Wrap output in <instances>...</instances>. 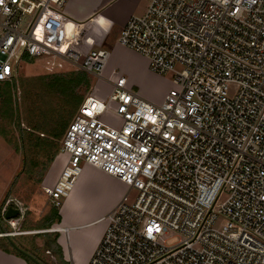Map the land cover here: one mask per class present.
Here are the masks:
<instances>
[{
    "label": "built area",
    "instance_id": "built-area-1",
    "mask_svg": "<svg viewBox=\"0 0 264 264\" xmlns=\"http://www.w3.org/2000/svg\"><path fill=\"white\" fill-rule=\"evenodd\" d=\"M67 2L0 0V83H11L18 59L42 56L102 78L110 54L72 46ZM117 44L151 72L173 73V88L151 103L119 77L105 99L86 96L67 126V160L43 187L53 207L83 166L126 188L87 264H264V0H151ZM167 232L176 244L164 243Z\"/></svg>",
    "mask_w": 264,
    "mask_h": 264
},
{
    "label": "rangeland",
    "instance_id": "rangeland-1",
    "mask_svg": "<svg viewBox=\"0 0 264 264\" xmlns=\"http://www.w3.org/2000/svg\"><path fill=\"white\" fill-rule=\"evenodd\" d=\"M117 36L118 34L111 33L106 39L104 48L110 56L102 78H95L59 57H24L14 64V78L9 83L6 100L9 107L6 117L0 116V136L15 154L11 161L14 170L9 167L13 175L6 188L3 190L0 186V212L9 201V205H12L10 208L17 209L19 214L17 218L11 219L15 223L13 227L5 222V215H0V234L16 233L17 235H10L7 239L40 264H62L55 255L52 244L58 233L49 231L57 228L58 224L47 229L43 226L53 207L44 195L43 187L55 182L58 174L50 167L54 159L61 164L59 157L62 154L58 151L50 163L46 150L39 145L48 140L59 148L65 130L76 116L82 100L88 95L105 99L111 88L110 83L119 77L125 78L127 86L148 102L159 99L162 93L173 88V73L158 75L151 72L145 58L117 44ZM174 70L178 71L180 68L175 67ZM63 121L66 124L62 131L64 133L56 140L50 138V131L58 132V124ZM102 121L113 126L119 123L109 113L102 117ZM87 167L92 168L83 166V172ZM10 171L2 170L1 175L4 177L0 184L5 183ZM107 185L105 183V187ZM125 190L126 188L123 191ZM73 192L72 189L69 195ZM94 193L93 186L91 189L85 187L84 200H94L95 197H91ZM133 197L132 191L129 199ZM224 200L225 195L220 198V202ZM63 201L61 199L60 204ZM58 207L55 208L58 210ZM4 238L6 237L0 238L2 246L11 250ZM178 239L177 235L167 232L163 241L172 246Z\"/></svg>",
    "mask_w": 264,
    "mask_h": 264
},
{
    "label": "crops",
    "instance_id": "crops-1",
    "mask_svg": "<svg viewBox=\"0 0 264 264\" xmlns=\"http://www.w3.org/2000/svg\"><path fill=\"white\" fill-rule=\"evenodd\" d=\"M149 3L150 0H68L63 10L67 23L66 37L68 40L73 37L72 46L75 48L105 49L107 37L111 33L118 34L128 18L143 15ZM167 92L168 90L159 99L150 102L160 103ZM11 150L0 136L1 181L4 177L1 175L2 170L10 171V166L14 170L11 161L15 154ZM59 158L61 164L54 159L50 167L55 174L60 173L67 160L63 155ZM82 173L74 183L72 195H68L58 207L60 222L57 226L63 228V232L55 236L56 244L62 252L63 261L68 264L88 263L106 230V216L125 192L124 184L94 168L87 167ZM12 175L10 171L5 183L0 184L3 190L10 183ZM105 183H108L106 187ZM92 186L95 193L91 197L95 199L86 202L85 187L91 189ZM0 245L3 244L0 242ZM0 264L28 263L11 251L5 252L0 248Z\"/></svg>",
    "mask_w": 264,
    "mask_h": 264
},
{
    "label": "trees",
    "instance_id": "trees-1",
    "mask_svg": "<svg viewBox=\"0 0 264 264\" xmlns=\"http://www.w3.org/2000/svg\"><path fill=\"white\" fill-rule=\"evenodd\" d=\"M8 88H9V83H1L0 84V116H2V118L6 117L5 114L7 113V110H8V107H9V105L6 104ZM65 125H66L65 121L59 123L58 124L59 131L56 132V133L53 132V131H50L49 137L50 138H54L55 140L58 139L64 133L62 131H64ZM20 139H21V142L23 143V136H21ZM39 146H42V148L46 150V152H47L46 153L47 160L49 159V162L51 163L53 158H54V156L59 151V148L57 147V145H55L53 143H50L47 140L46 142H44V144H41ZM59 222H60V217L58 215V210L56 208L52 207V209L50 210V213L45 218V223L43 224V226L45 227V229H47V228H50L53 224H55V223L58 224ZM4 239L8 241L9 247L11 248V250H8V249L4 248L2 245H0V248H2L5 252H10L11 251L16 256L24 259L28 264H33L32 261H30L24 255H22L21 253L17 252L15 249L12 248V246H11L12 242L10 241V239H7V238H4ZM52 244H53V247H54V253L58 257V260L62 264H68V263L63 261L62 252H61L60 248L58 247V245L56 244V238L53 239Z\"/></svg>",
    "mask_w": 264,
    "mask_h": 264
},
{
    "label": "water",
    "instance_id": "water-1",
    "mask_svg": "<svg viewBox=\"0 0 264 264\" xmlns=\"http://www.w3.org/2000/svg\"><path fill=\"white\" fill-rule=\"evenodd\" d=\"M18 214H19V211L17 209L10 208L9 211H8V213L4 216V220L15 219V218H17ZM6 238H7V236H6ZM11 246H12L13 249H15L17 252L21 253L22 255H24L29 260L33 261L35 264H40L37 259H35L31 255H29L28 253L24 252L23 250H21L20 248H18L13 243H11Z\"/></svg>",
    "mask_w": 264,
    "mask_h": 264
}]
</instances>
